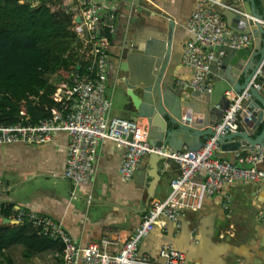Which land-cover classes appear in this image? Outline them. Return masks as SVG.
Returning a JSON list of instances; mask_svg holds the SVG:
<instances>
[{
  "label": "built area",
  "instance_id": "built-area-1",
  "mask_svg": "<svg viewBox=\"0 0 264 264\" xmlns=\"http://www.w3.org/2000/svg\"><path fill=\"white\" fill-rule=\"evenodd\" d=\"M19 1L32 6L41 3V0ZM70 2L74 9L72 29L82 44L83 66L81 69L80 65L73 67L67 79L61 78L55 83V95L61 99V106L52 108L48 116L37 122L26 119L14 123L0 122V143H42L49 140L53 132L65 131L68 141L63 175L74 184L91 180L95 173L94 151L100 139H110L123 148L119 165L122 179H130L142 156L154 152L173 157L178 163L177 172L170 178V190L166 196L151 202L135 229L120 243L103 236L98 241L78 244L62 222L23 205H14L5 216L14 223L30 224L38 233L57 242L59 250L56 255L60 257L61 264H198L187 261L185 253L170 242L159 247L163 261L140 255L139 244L154 226L165 223L164 218L174 220L179 226L178 215L200 208L209 196H219L223 209L230 212L229 185L264 178V167L258 165L263 159L264 147L259 144L242 154L241 164L215 154L221 149L218 136L235 130L243 108L242 101L251 96V86L255 89L260 87L255 77L262 71L258 67L241 90L225 91L229 103L212 126L213 133L200 147L181 151L170 146L153 145L148 140L145 118L133 119L111 113L112 101L106 91L110 40L105 31L109 34L114 32L116 10L110 7L109 0ZM216 3L219 0H195L186 20L191 36L182 45L181 63L192 73L189 80L181 82L201 91H209L213 86L209 70L213 48L218 44L245 46L254 37L251 31L234 32L216 10ZM77 16L79 20H76ZM258 20L264 26V19Z\"/></svg>",
  "mask_w": 264,
  "mask_h": 264
},
{
  "label": "crops",
  "instance_id": "crops-1",
  "mask_svg": "<svg viewBox=\"0 0 264 264\" xmlns=\"http://www.w3.org/2000/svg\"><path fill=\"white\" fill-rule=\"evenodd\" d=\"M238 1L243 4L247 0ZM60 2L61 0H41V3L50 5L52 9L58 7ZM109 2L110 7L116 10V17L108 52L109 59L117 61L114 54L119 52L118 39L124 27L131 29L136 24V28H140L138 31L146 33L161 16L152 10H144V16L138 17L134 23L131 15L138 12L134 3L130 0ZM194 2L195 0L151 1L168 10L174 17L177 26L173 31L177 39L175 48L180 56L184 41L191 36L186 20ZM63 6L74 13L70 0L64 5L61 3V7ZM257 58L256 47L243 58V69L235 83L237 88ZM174 73L178 81H184L190 79L192 72L179 62ZM117 82L118 80H107L108 94L116 87ZM129 102L127 100L121 105L124 109L113 107L112 104L111 113L129 116ZM259 125L262 126L261 123ZM258 126L251 137L260 132ZM262 138L264 140V134ZM67 141V133L59 130L42 143H0V202L12 203L13 206L23 205L54 217L62 222L78 244L98 241L103 236L120 243L135 229L151 202L166 196L170 190V178L177 169L163 160L159 162L156 172L151 166L152 158L145 154L133 176L127 180L122 179L119 165L123 148L110 139H100L94 151L95 173L91 180L74 184L63 175ZM215 154L229 160L234 158L235 162L242 163V154L238 151L231 156H222L223 151L219 149ZM151 181L152 187L149 185ZM229 191L232 207L230 212L223 209L219 196H209L200 208L180 213L179 226L175 225L174 220L164 218L163 225L155 226L151 233L142 238L138 253L146 254L154 260H162L157 251L160 243L172 240L174 246L185 250L191 261L198 264H264V178L256 182H235L229 185ZM56 244L31 250L29 253H25V246L21 243L2 247L0 263L61 264L60 257L56 255L59 244Z\"/></svg>",
  "mask_w": 264,
  "mask_h": 264
},
{
  "label": "water",
  "instance_id": "water-1",
  "mask_svg": "<svg viewBox=\"0 0 264 264\" xmlns=\"http://www.w3.org/2000/svg\"><path fill=\"white\" fill-rule=\"evenodd\" d=\"M151 1L130 0L138 11L131 15L134 23L138 17L144 16V10H152L161 19L146 33L138 31L140 28L137 29L136 24L131 29L125 26L118 39L119 52L114 54L119 61L118 82L122 81L129 95L128 117L146 119L148 140L153 145H162L164 148L170 146L173 150L181 151L197 149L213 133L212 126L229 103L225 91L241 90L260 67L262 72L255 77V82L260 87L255 89L251 86V96L242 101L243 108L239 112L235 130L219 135L218 141L223 151L222 156L234 155L235 151L245 154L256 144L264 147V26L258 20L264 19V0H247L243 4L238 0H219L216 3V10L234 32L251 31L255 37L245 46L218 44L213 48V57L209 61L213 86L209 91H201L190 84L177 81L174 70L181 62V56L175 48L177 39L173 31L177 27L176 21L168 10ZM79 19L77 16L76 20ZM254 47L258 48V58L237 88L235 83L243 69V58ZM220 50L223 52L220 53ZM189 106H192L191 110ZM197 113L200 114L198 121L195 120ZM259 123L262 124L260 132L251 137ZM148 155L153 160L151 166L156 172L159 162L163 160L178 168L177 161L171 156L155 152ZM231 161L235 162V159ZM263 162L264 156L258 165L264 167ZM151 175L154 176V173ZM149 185L152 187L153 182H149ZM0 221L14 223L2 213ZM164 242L173 244L172 240H165L160 245ZM174 247L183 251L186 260L191 261L185 250ZM157 251L159 254V248ZM158 261H163V258Z\"/></svg>",
  "mask_w": 264,
  "mask_h": 264
},
{
  "label": "trees",
  "instance_id": "trees-1",
  "mask_svg": "<svg viewBox=\"0 0 264 264\" xmlns=\"http://www.w3.org/2000/svg\"><path fill=\"white\" fill-rule=\"evenodd\" d=\"M66 1L52 9L46 3L0 0V122H37L48 116L61 106L53 80L67 79L77 65L82 68V44L72 29V13L61 7ZM105 33L111 40L113 33ZM12 207L0 202L4 215ZM16 243L25 246V253L56 244L30 224L0 221V248Z\"/></svg>",
  "mask_w": 264,
  "mask_h": 264
},
{
  "label": "rangeland",
  "instance_id": "rangeland-1",
  "mask_svg": "<svg viewBox=\"0 0 264 264\" xmlns=\"http://www.w3.org/2000/svg\"><path fill=\"white\" fill-rule=\"evenodd\" d=\"M81 57H82V53H81ZM55 80H58V79H55ZM115 85L116 87H113L109 94L111 95L110 98H111L113 107L124 109V107L121 105H123L127 100H129V95L127 94V91L124 85L122 84V81L115 83ZM13 224H17V223H13Z\"/></svg>",
  "mask_w": 264,
  "mask_h": 264
},
{
  "label": "flooded vegetation",
  "instance_id": "flooded-vegetation-1",
  "mask_svg": "<svg viewBox=\"0 0 264 264\" xmlns=\"http://www.w3.org/2000/svg\"><path fill=\"white\" fill-rule=\"evenodd\" d=\"M119 66V61H115L109 59V66H108V72H107V80H118L119 76L117 75L118 73V68Z\"/></svg>",
  "mask_w": 264,
  "mask_h": 264
},
{
  "label": "bare ground",
  "instance_id": "bare-ground-1",
  "mask_svg": "<svg viewBox=\"0 0 264 264\" xmlns=\"http://www.w3.org/2000/svg\"><path fill=\"white\" fill-rule=\"evenodd\" d=\"M191 107H192V106H189L188 108H190V110H191ZM199 118H200V114H199V113H197V115H196V119H195V120H196V121H198V120H199Z\"/></svg>",
  "mask_w": 264,
  "mask_h": 264
}]
</instances>
